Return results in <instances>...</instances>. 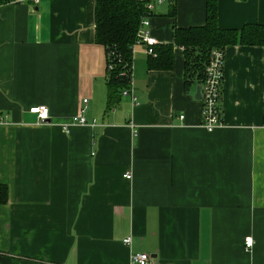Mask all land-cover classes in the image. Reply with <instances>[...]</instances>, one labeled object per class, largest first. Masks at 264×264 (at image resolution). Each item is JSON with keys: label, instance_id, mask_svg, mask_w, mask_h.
I'll use <instances>...</instances> for the list:
<instances>
[{"label": "crops", "instance_id": "0c3cea01", "mask_svg": "<svg viewBox=\"0 0 264 264\" xmlns=\"http://www.w3.org/2000/svg\"><path fill=\"white\" fill-rule=\"evenodd\" d=\"M157 5L146 30L169 67L136 44L137 102L109 108L97 0L0 3V264H264V47H224L223 124L208 131L175 43L206 23L207 0ZM218 23L264 25V0H218ZM84 98L88 124L73 123Z\"/></svg>", "mask_w": 264, "mask_h": 264}, {"label": "trees", "instance_id": "16d2710c", "mask_svg": "<svg viewBox=\"0 0 264 264\" xmlns=\"http://www.w3.org/2000/svg\"><path fill=\"white\" fill-rule=\"evenodd\" d=\"M9 0H0V3ZM150 0H97L96 7V41L107 50V83L111 99L122 95L129 85L134 63V46L138 43V32L143 17L148 13L146 2ZM175 43L183 46L186 59V87L189 76L197 77L203 82L205 68L213 48L233 43L260 45L264 47V25L246 24L242 29H223L218 23V0H207V20L203 26L175 29ZM161 49V48H160ZM155 48L156 55L166 54V59H150V68L169 67L171 51ZM160 51V52H159ZM166 61V64H165ZM8 189L0 184V202H6Z\"/></svg>", "mask_w": 264, "mask_h": 264}, {"label": "built area", "instance_id": "2783aa9c", "mask_svg": "<svg viewBox=\"0 0 264 264\" xmlns=\"http://www.w3.org/2000/svg\"><path fill=\"white\" fill-rule=\"evenodd\" d=\"M166 0H155V1H147V11L148 13H154L156 5L162 4ZM173 1V0H169ZM34 3L39 2V0H33ZM150 25V16L143 17L141 21V25L138 32V43L145 46L146 51L150 55H156V45L157 39L153 37L146 30V26ZM224 62H225V50L224 48L216 47L213 48L210 52L208 62L205 68V75L202 82V98L201 102L203 105V120L202 127H204L208 131H214L216 128L220 127L223 124L222 120V110H221V95H222V87L224 80ZM132 76L131 81H129V85L123 89V95H130L134 102H137V96L133 90V70L134 63L132 66ZM88 98H84L82 100V106L80 108V112L76 114L72 122L85 125L88 124V121L84 115L88 108ZM33 113H36L41 123H48L51 114L50 109L46 105H37L31 108ZM181 119L185 118V115H180ZM94 124V123H93ZM65 129L69 132L70 125L65 126ZM125 177L131 178L132 174L127 172ZM124 242L129 244L131 242V238L127 237L124 239ZM254 245V239L252 236H248L245 239V246L247 248H251ZM150 255L148 253H136L132 255V261L138 264H148L150 262Z\"/></svg>", "mask_w": 264, "mask_h": 264}, {"label": "water", "instance_id": "95a60500", "mask_svg": "<svg viewBox=\"0 0 264 264\" xmlns=\"http://www.w3.org/2000/svg\"><path fill=\"white\" fill-rule=\"evenodd\" d=\"M195 96L197 99L201 100V98H202V83L197 86V91H196Z\"/></svg>", "mask_w": 264, "mask_h": 264}, {"label": "rangeland", "instance_id": "374dc122", "mask_svg": "<svg viewBox=\"0 0 264 264\" xmlns=\"http://www.w3.org/2000/svg\"><path fill=\"white\" fill-rule=\"evenodd\" d=\"M157 6H158V5H157ZM157 8H158V11H159V10L165 11V10H166V3L163 4V5H159Z\"/></svg>", "mask_w": 264, "mask_h": 264}]
</instances>
